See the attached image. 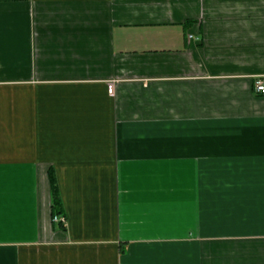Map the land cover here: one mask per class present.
Masks as SVG:
<instances>
[{
  "label": "crops",
  "instance_id": "0c3cea01",
  "mask_svg": "<svg viewBox=\"0 0 264 264\" xmlns=\"http://www.w3.org/2000/svg\"><path fill=\"white\" fill-rule=\"evenodd\" d=\"M258 77L264 0H0V264H264Z\"/></svg>",
  "mask_w": 264,
  "mask_h": 264
},
{
  "label": "trees",
  "instance_id": "16d2710c",
  "mask_svg": "<svg viewBox=\"0 0 264 264\" xmlns=\"http://www.w3.org/2000/svg\"><path fill=\"white\" fill-rule=\"evenodd\" d=\"M49 179H50V184H51V188H52V199H53V203H52V213L53 215L55 214H59L61 212L60 210V200H59V196H58V189H57V184H56V179L55 176L53 175V173H49Z\"/></svg>",
  "mask_w": 264,
  "mask_h": 264
},
{
  "label": "built area",
  "instance_id": "2783aa9c",
  "mask_svg": "<svg viewBox=\"0 0 264 264\" xmlns=\"http://www.w3.org/2000/svg\"><path fill=\"white\" fill-rule=\"evenodd\" d=\"M190 36L191 35H189V37ZM254 86H255L256 91H258L259 93L264 94V77H258L255 80ZM53 220L54 221H59L61 223H64L65 222L64 216L58 215V214H56V215L53 216Z\"/></svg>",
  "mask_w": 264,
  "mask_h": 264
}]
</instances>
